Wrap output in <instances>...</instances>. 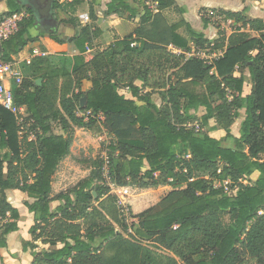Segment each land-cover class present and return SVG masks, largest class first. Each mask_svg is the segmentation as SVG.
<instances>
[{
	"label": "trees",
	"instance_id": "16d2710c",
	"mask_svg": "<svg viewBox=\"0 0 264 264\" xmlns=\"http://www.w3.org/2000/svg\"><path fill=\"white\" fill-rule=\"evenodd\" d=\"M9 1L12 8L0 18L29 13L0 43L4 60H20L23 80L14 98L26 107V133L20 134L17 116L0 105V216L5 219L0 249L18 230L20 213L6 194L15 188L32 199L26 206L35 224L25 245L34 256L31 264H264V20L221 10L240 28L229 35L219 28V37L211 40L185 20L168 23L163 11L176 7V0H150L157 11L148 0H109L105 16L132 19L136 3L143 6L141 21L107 49L92 50L97 77L91 89L82 91L75 71L78 61L85 65L83 55L45 52L24 58L43 36L59 44L75 41L83 52L85 43L102 34L92 3V22L64 38L56 30V22L65 21L58 14L75 13L85 0H55L45 19L23 0L25 8ZM68 21L77 26L75 17ZM184 25L187 41L177 33ZM35 27L49 30L33 36ZM132 42L138 45L132 47ZM171 44L188 50L214 44L219 54L207 63L170 51ZM248 75L252 88L245 95ZM155 90L161 91V105L152 98ZM242 109L245 117L240 136H235L231 126ZM211 120L226 129L233 146L206 130ZM196 121L199 127L193 126ZM55 123L64 134L54 131ZM103 128L115 137L111 156L116 186L132 180L144 187L171 188L165 205L143 211L131 224L134 235L125 234L129 225L120 214L118 196L101 183L100 156L81 138H92ZM31 132L34 139L29 140ZM62 163L89 166L90 171L56 192L53 183ZM226 180L233 192L216 185Z\"/></svg>",
	"mask_w": 264,
	"mask_h": 264
},
{
	"label": "crops",
	"instance_id": "0c3cea01",
	"mask_svg": "<svg viewBox=\"0 0 264 264\" xmlns=\"http://www.w3.org/2000/svg\"><path fill=\"white\" fill-rule=\"evenodd\" d=\"M7 1L8 10L12 8V5L9 0H0V14H3L2 9L6 11ZM21 0H15V4H19ZM64 1V0H61ZM72 1V0H66ZM109 0H90L84 1L77 8V11L73 13L71 10L60 11L58 14L59 18L64 19L65 21L56 22V30L64 37L70 38L77 34H79L80 27L87 23L80 22L78 15L82 12H89L90 14V5L92 3L94 7V11L98 17V20L95 21L97 26L102 30V34L96 38L92 44L85 43V50L82 52L75 41L67 40L64 44H59L53 41L51 38L47 36H43L39 41L34 43V46L37 47L41 52L48 53H67L71 56H80L83 55L85 57L84 66H80L81 63L78 61L75 71L76 79L79 81V85L82 91H87L93 87V79L97 77V72L95 68L92 66V50H104L107 49L114 41L117 39H122L125 36L133 33L140 24L141 21V13L143 12V6L140 4L132 3V5L137 9L136 15L132 19L128 18H112L104 15L106 4ZM153 9L157 11V5L153 2ZM7 10V11H8ZM221 10L226 11H243L244 15L248 18H261L264 20V0H176V7H172L163 11V14L168 21L169 24H174L185 20L188 25L192 27V29L198 33H203L206 38L215 40L219 37V29L217 32L216 27L214 26L215 22L219 19L224 23L226 20L229 24H233L234 30L231 32H226L228 35L232 32L238 30L240 28V24L235 22L232 19H225ZM6 11V12H7ZM253 13L257 15L254 17ZM52 11L49 12L45 17L51 16ZM57 15V14H55ZM71 17H75L77 21V26L73 25L68 20ZM207 19L208 24H205V20ZM56 21V20H55ZM90 22L92 20L90 19ZM88 22V23H90ZM242 30L244 28H241ZM248 31V30H247ZM31 33L33 36L38 35L39 28L35 27L31 29ZM178 34L181 35V39L187 41L190 39L189 32L187 26H182L177 31ZM253 35H258L256 32H252ZM89 47V50L87 49ZM169 50L174 53H184L185 55L189 51L185 47H180L175 44H171L169 46ZM28 56V55H27ZM26 56V57H27ZM187 57V55H186ZM252 85V83H251ZM146 90H149L147 88ZM127 92L128 90H123ZM158 92V95L155 98V94L152 93V98L158 105L164 103L162 100V95L160 90H155ZM153 91V92H155ZM26 111V108H25ZM83 112L80 111L79 115H82ZM56 124V123H55ZM54 124V125H55ZM58 124V123H57ZM59 125V124H58ZM54 128V127H53ZM58 130H54L58 134H64V130L59 125ZM79 136H81L80 132L77 131ZM82 140L87 144L90 148L91 144H95L94 138H83ZM65 164V167L74 168L77 171V174L81 172L85 177L87 173H89V166H85L84 168H77L69 163H62L60 168L58 169L55 178L60 175L63 177V180L67 178L66 171L62 170V166ZM257 174L255 175V177ZM55 183V180H54ZM53 183V186H54ZM149 188L143 189L138 196L135 198L138 199L135 203L136 208H144L150 202V199L153 198L154 194H162L165 192L166 188L169 187L167 185H162L159 187L148 186ZM135 192V191H134ZM168 192V191H167ZM121 189H115L113 194L118 195L122 194ZM153 193V194H152ZM8 201L12 204L13 207L17 208L20 216L18 219V230L9 234L7 239V247L0 249L1 263L2 264H31L33 262L34 256L31 252V249L28 247L25 250V245L32 239L30 234V228L35 224V216L34 213L29 210L26 206L27 201H31L32 199L29 195L15 188H10L6 190ZM149 206V205H148ZM148 208V207H147ZM13 244V245H12ZM17 244V245H16ZM40 248L47 247L44 244H39ZM30 254L33 258H31ZM30 256V257H29Z\"/></svg>",
	"mask_w": 264,
	"mask_h": 264
},
{
	"label": "built area",
	"instance_id": "2783aa9c",
	"mask_svg": "<svg viewBox=\"0 0 264 264\" xmlns=\"http://www.w3.org/2000/svg\"><path fill=\"white\" fill-rule=\"evenodd\" d=\"M90 1V0H85ZM147 4L153 8V2L148 0ZM29 16V13L26 10H22L19 12H14L11 15L4 16L0 18V43L4 40L9 39L17 30L19 27V23L27 18ZM79 19L83 23L90 22V14L89 12H82L78 15ZM138 45L136 42H132L131 46L134 47ZM214 44H211L208 47L201 48V47H195L193 46L192 49H190L187 52L188 58H199L205 60L207 63H210L218 54L219 52L217 50H213ZM89 50V47H87ZM211 50V51H210ZM45 52H41L37 47L33 49V52L29 54L24 59L30 60L33 56L36 55H43ZM19 62L20 60L16 57L13 58V60H4L0 56V105H3L5 108L10 110L12 113H14L18 118V123L21 125V131L20 134L23 135L26 133L25 130V108L23 106H18L15 102L14 98V89L18 87L23 80L22 72L19 68ZM129 88H127L128 90ZM88 113H83L82 115H88ZM102 133L105 135H110V138L107 139L104 143L101 145V152H100V159H101V173H102V181L101 183L109 186L112 190V192H115L116 189V183L114 182L112 178V156H111V146L114 144L115 137L111 135L107 129L103 128ZM34 139V134L31 132L29 134V140ZM171 180H173L171 178ZM217 186H223L225 188L226 192H233L232 188L230 187V180L223 181L222 183L216 184ZM117 205L120 211V214L122 218L124 219V222L129 225V232H133L131 224L136 221V218L134 217L127 200L122 195H117ZM7 215L9 216L10 213L8 212ZM5 219H3L0 216V226L4 223ZM0 264L1 261H0Z\"/></svg>",
	"mask_w": 264,
	"mask_h": 264
},
{
	"label": "rangeland",
	"instance_id": "374dc122",
	"mask_svg": "<svg viewBox=\"0 0 264 264\" xmlns=\"http://www.w3.org/2000/svg\"><path fill=\"white\" fill-rule=\"evenodd\" d=\"M5 4H6V11H7L8 10L7 1H5ZM19 6L21 8H25V5H23L21 2L19 3ZM2 11H3L2 13H6V11H4L3 9H2ZM256 15H257L256 13H253V16H251V17H254ZM263 18H264V15H263ZM214 26L216 27L217 32H218L219 28H221V30L223 29L224 31H226L228 33L231 32L232 30H234L233 24H229V22L227 20L223 23L222 20L219 19L217 22H215ZM48 30L49 29H47L45 27H41L39 29V32L43 33V32H47ZM251 88H252V86H251V78L248 75L247 76V80H246V84H245V92H244V94L245 95L248 94L251 91ZM153 94H155L154 95L155 98L158 95H160L156 91L153 92ZM244 117H245V112H244V109H242L240 111V117H238L235 120V122L233 123V125L231 126V132H232L233 135L240 136L241 122L244 119ZM193 126L199 127V123L196 121V122L193 123ZM58 127H59V125L55 124L54 125V130H58L59 129ZM206 130L212 136H215L217 138L225 139L227 137L226 136L227 135L226 129L223 126L219 125L215 120H211L210 121L209 125L206 126ZM93 138H94L95 144L97 146H95L94 144H91L89 149H91L92 154L94 156H98V155H100V152H101V148L100 147H101L102 143H104L107 139H109L110 135H105L104 133L101 132L98 135L93 136ZM223 144L225 146H233L234 145V140L232 138H226L224 140ZM72 165H74V164H72ZM65 166L66 165L63 164L62 170L66 171L65 173L67 174L68 177L63 180V177L58 175L55 178L54 189H55L56 192L61 191L62 189H65L67 187H70L71 185L77 183L81 178L84 177L83 176L84 174L82 172L80 174H77V171L74 170V168H70V166L69 167L68 166L65 167ZM84 167L85 166H82V168H84ZM87 175H88V173H87ZM254 178H255V175H254L253 179ZM216 184H219V182H216ZM145 188H149V187L141 186L140 182L132 181V180H129V183L127 185H125V186H118V185L116 186V189H121L122 190L123 193L122 194H118V195H122V196H124L126 198L127 203L129 205L133 215H135L137 221L140 220V214L143 211H146L147 209H150V208L159 209L163 205H165L164 204V198L167 196V194L171 190L170 187H167L164 193H162V194L160 193L158 195L154 194L153 198L150 199V202L148 204L149 206L147 205L144 208H136L137 206L135 205V203H136V201L138 199H136L135 196L136 195L138 196V194H140V192L143 189H145ZM136 225H137V223H136ZM134 229H135V227L133 226V229H132L133 232H129V230H128V231H126L125 234L126 235H134L135 234V230ZM130 233H132V234H130ZM144 242L146 244H148V245H151L152 247H154V245H155V243L151 242V241H144ZM30 256H31V258H33L31 254H30Z\"/></svg>",
	"mask_w": 264,
	"mask_h": 264
},
{
	"label": "water",
	"instance_id": "95a60500",
	"mask_svg": "<svg viewBox=\"0 0 264 264\" xmlns=\"http://www.w3.org/2000/svg\"><path fill=\"white\" fill-rule=\"evenodd\" d=\"M34 1L37 3L35 6L40 8L41 15H48L49 12L52 10L53 3L55 2V0H34ZM36 83L40 85L42 83V78L37 79ZM94 195L97 196V193L94 192Z\"/></svg>",
	"mask_w": 264,
	"mask_h": 264
},
{
	"label": "flooded vegetation",
	"instance_id": "af4514ba",
	"mask_svg": "<svg viewBox=\"0 0 264 264\" xmlns=\"http://www.w3.org/2000/svg\"><path fill=\"white\" fill-rule=\"evenodd\" d=\"M24 2H26L27 4H30V5H32L34 8H35V10L38 12V14H39V16L41 17V18H46L45 16L46 15H41L40 14V8L39 7H36L35 5L37 4L34 0H23ZM35 2V3H34ZM44 13V12H43Z\"/></svg>",
	"mask_w": 264,
	"mask_h": 264
},
{
	"label": "bare ground",
	"instance_id": "6f19581e",
	"mask_svg": "<svg viewBox=\"0 0 264 264\" xmlns=\"http://www.w3.org/2000/svg\"><path fill=\"white\" fill-rule=\"evenodd\" d=\"M13 245V244H12ZM17 245V244H16Z\"/></svg>",
	"mask_w": 264,
	"mask_h": 264
}]
</instances>
